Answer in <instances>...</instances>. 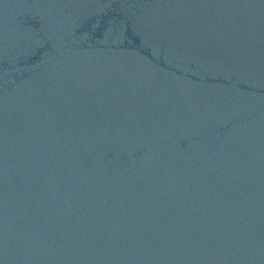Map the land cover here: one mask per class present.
<instances>
[{
    "label": "water",
    "instance_id": "water-1",
    "mask_svg": "<svg viewBox=\"0 0 264 264\" xmlns=\"http://www.w3.org/2000/svg\"><path fill=\"white\" fill-rule=\"evenodd\" d=\"M0 264H264V0L0 23Z\"/></svg>",
    "mask_w": 264,
    "mask_h": 264
}]
</instances>
